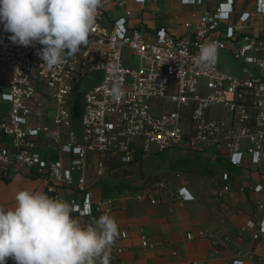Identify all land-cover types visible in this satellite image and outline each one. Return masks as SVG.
Here are the masks:
<instances>
[{
  "label": "built area",
  "instance_id": "1",
  "mask_svg": "<svg viewBox=\"0 0 264 264\" xmlns=\"http://www.w3.org/2000/svg\"><path fill=\"white\" fill-rule=\"evenodd\" d=\"M159 1L101 0L88 44L52 70L41 66L36 54L41 45L12 43L0 23V62L8 71L7 78L0 74L1 178L28 168L42 180L44 194L67 201L75 214L90 216L115 207L113 197L96 196L89 188L85 170L90 154L98 155V174L108 156L133 162L138 146L143 153L173 146L211 149L235 166L246 155L253 164L264 159V35L250 31L254 12L238 11L235 0H179L191 8L192 19L180 21L182 31L177 32L166 24L150 27L146 18L159 13ZM255 11L264 14V0H256ZM209 42L217 52L231 50L254 68H245L246 74L226 72L218 56L213 66H198L194 58ZM126 50L139 59L138 65L126 61ZM93 69H103L104 78L86 93L79 140L69 126L68 107L74 83ZM117 86L118 99L112 91ZM52 100L56 107L50 115L52 105L46 101ZM228 178L224 172L223 179ZM262 189V184L253 188ZM178 191L194 199L186 187ZM246 228L255 230L256 239L264 235V216L259 222L248 220ZM127 234L122 230L120 237ZM206 236L205 230L187 233L189 239ZM142 244L152 246L146 237ZM124 250L115 240L109 264ZM6 264L15 261L8 258ZM232 264L244 262L234 259Z\"/></svg>",
  "mask_w": 264,
  "mask_h": 264
},
{
  "label": "crops",
  "instance_id": "2",
  "mask_svg": "<svg viewBox=\"0 0 264 264\" xmlns=\"http://www.w3.org/2000/svg\"><path fill=\"white\" fill-rule=\"evenodd\" d=\"M168 1L182 15L176 16L178 22L166 25L182 31L178 24L192 19L191 8L182 6L179 0ZM235 2L238 11L254 12L250 31L264 35V14L255 11L256 0ZM203 9L204 6L198 7L199 11ZM0 74L8 77L1 62ZM38 87L47 91L44 85ZM46 103L52 105V110L56 107L54 100ZM97 163L98 155L90 154L85 170L88 185L96 196L115 199V207L107 215L116 219V240L125 247L111 264H232L234 259L244 264H264V235L256 239L254 229H242L248 220L259 222L264 216V159L253 164L246 155L243 164L235 166L211 149L173 146L143 153L138 146L135 160L129 164L108 156L103 173L98 174ZM224 172L229 173L228 180L223 179ZM14 178L23 179L19 182L22 190H44L42 180L28 168L19 169L7 179L0 177L7 181ZM159 183L164 185L158 186ZM257 184L263 185L259 192L253 190ZM180 187H186L194 199L181 197ZM61 191L69 193L66 189ZM14 205L15 194L5 192L0 196V208L8 210ZM71 215L87 225L104 214ZM122 230L127 231L126 238L120 237ZM199 230H205L207 236L187 238L189 231ZM143 237L151 247L142 244Z\"/></svg>",
  "mask_w": 264,
  "mask_h": 264
},
{
  "label": "clouds",
  "instance_id": "3",
  "mask_svg": "<svg viewBox=\"0 0 264 264\" xmlns=\"http://www.w3.org/2000/svg\"><path fill=\"white\" fill-rule=\"evenodd\" d=\"M101 0H0V23L14 44H39L37 56L49 70L88 44ZM214 42L200 46L194 61L211 67L217 61ZM118 99L119 87L113 88ZM12 209L0 208V264H109L119 235L116 219L104 214L82 225L73 206L43 192L20 190Z\"/></svg>",
  "mask_w": 264,
  "mask_h": 264
},
{
  "label": "rangeland",
  "instance_id": "4",
  "mask_svg": "<svg viewBox=\"0 0 264 264\" xmlns=\"http://www.w3.org/2000/svg\"><path fill=\"white\" fill-rule=\"evenodd\" d=\"M158 7H159V13L154 14V13H149L148 19L149 25L151 28H157L161 25L167 24L169 22H178L176 15H182V11L180 12L179 9H176V7L173 6L172 3H170L168 0H160L158 2ZM153 7L156 6V3L152 4ZM186 12V11H183ZM186 18L188 17V14H185ZM218 66L221 70L234 73V74H246L245 73V68L248 69H253V65L251 64H245L239 60H237L233 52L228 49H220L218 50ZM124 57L126 61L138 65L139 64V59L136 56H133L129 50H126L124 52ZM171 107V105H169ZM55 107L50 109V115H53L55 112ZM0 196H2L5 192L6 193H13L16 195V193L20 190H22L20 186L21 183H19L21 178H14L11 181H7L5 179H0ZM15 207V205H14Z\"/></svg>",
  "mask_w": 264,
  "mask_h": 264
},
{
  "label": "water",
  "instance_id": "5",
  "mask_svg": "<svg viewBox=\"0 0 264 264\" xmlns=\"http://www.w3.org/2000/svg\"><path fill=\"white\" fill-rule=\"evenodd\" d=\"M104 78L103 69H93L83 74L73 85L68 107L70 128L80 140L83 130V114L86 93Z\"/></svg>",
  "mask_w": 264,
  "mask_h": 264
},
{
  "label": "trees",
  "instance_id": "6",
  "mask_svg": "<svg viewBox=\"0 0 264 264\" xmlns=\"http://www.w3.org/2000/svg\"><path fill=\"white\" fill-rule=\"evenodd\" d=\"M91 39V34H89L88 41Z\"/></svg>",
  "mask_w": 264,
  "mask_h": 264
}]
</instances>
